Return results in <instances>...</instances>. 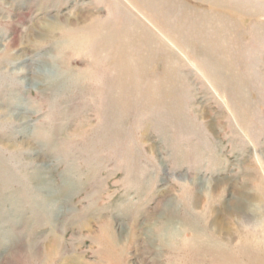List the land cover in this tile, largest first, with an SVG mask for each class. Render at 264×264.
I'll return each mask as SVG.
<instances>
[{
	"label": "rangeland",
	"instance_id": "rangeland-1",
	"mask_svg": "<svg viewBox=\"0 0 264 264\" xmlns=\"http://www.w3.org/2000/svg\"><path fill=\"white\" fill-rule=\"evenodd\" d=\"M263 218L264 0H0V264H264Z\"/></svg>",
	"mask_w": 264,
	"mask_h": 264
},
{
	"label": "bare ground",
	"instance_id": "bare-ground-1",
	"mask_svg": "<svg viewBox=\"0 0 264 264\" xmlns=\"http://www.w3.org/2000/svg\"><path fill=\"white\" fill-rule=\"evenodd\" d=\"M53 23H54V22H53ZM262 221H263V223H264V218L262 219ZM217 224H219V223H217ZM218 226H219V225H218ZM183 228H184V227H183ZM186 232H187V231H186ZM224 232H225V231H224ZM187 233H188V232H187ZM210 233H212V232H210ZM213 233H214V232H213ZM218 233H219V232H218ZM185 234H186V233H185ZM221 235H222V234H221ZM214 237H215V236H214ZM209 238H210V237H209ZM209 238H208V239H209ZM248 239H249V238H248ZM211 240H212V239H211ZM211 240H210V241H211ZM212 241H214V240H212ZM246 242H247L249 248H252V249L254 248V247H251V246H253V245L250 243L249 240H246ZM246 242H245V243H246ZM215 243H217V242H215ZM217 245H218V244H216V246H217ZM246 246H247V245H246ZM209 249H210V248H209ZM207 250H208V249H207ZM208 251H209V250H208ZM208 251H207V252H208ZM223 251H224V250H223ZM231 255H232V254H231ZM212 257H213V256H212ZM238 257H239V256H238ZM217 258H218V257H217ZM231 258H232V257H231ZM231 258H230V259H231ZM232 260H234V259H232ZM235 260H236V259H235ZM218 262H219V261H218ZM239 262H240V261H239Z\"/></svg>",
	"mask_w": 264,
	"mask_h": 264
}]
</instances>
